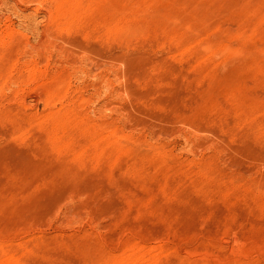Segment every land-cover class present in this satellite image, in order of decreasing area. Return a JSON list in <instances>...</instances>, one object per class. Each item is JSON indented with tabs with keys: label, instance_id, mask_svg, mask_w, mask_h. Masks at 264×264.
<instances>
[{
	"label": "rangeland",
	"instance_id": "374dc122",
	"mask_svg": "<svg viewBox=\"0 0 264 264\" xmlns=\"http://www.w3.org/2000/svg\"><path fill=\"white\" fill-rule=\"evenodd\" d=\"M0 264H264V0H0Z\"/></svg>",
	"mask_w": 264,
	"mask_h": 264
}]
</instances>
